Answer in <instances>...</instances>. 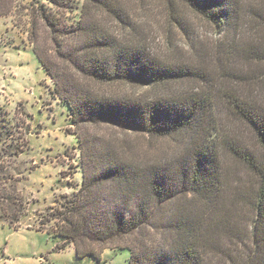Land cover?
<instances>
[{"label": "trees", "instance_id": "trees-1", "mask_svg": "<svg viewBox=\"0 0 264 264\" xmlns=\"http://www.w3.org/2000/svg\"><path fill=\"white\" fill-rule=\"evenodd\" d=\"M42 1L0 0V16L14 13L26 26L31 51L66 105L82 178L55 226L35 229L61 239L55 250L72 244L79 259L91 257L94 264L103 261L106 247L126 248L127 264H264V107L226 94L233 118L250 127L254 147L234 144L220 139L206 91L212 88L204 89L231 81L221 64L230 63L234 50L250 63L258 60L264 0H167L175 29L185 30L188 11L217 29L218 38L192 43L185 55L170 41L152 51L122 0H83L68 24L58 9L74 8ZM208 50L221 69L213 82L203 67ZM119 83L144 90H112ZM103 125L119 133L85 130ZM228 157L249 178L231 179ZM4 169L0 165V220L16 229L23 203L4 185ZM242 208L250 212L247 223Z\"/></svg>", "mask_w": 264, "mask_h": 264}, {"label": "rangeland", "instance_id": "rangeland-1", "mask_svg": "<svg viewBox=\"0 0 264 264\" xmlns=\"http://www.w3.org/2000/svg\"><path fill=\"white\" fill-rule=\"evenodd\" d=\"M63 2L74 9L68 11V8L59 7L58 12L67 24L72 23L78 18L83 0ZM122 2L131 12L130 18L141 22L143 30L139 36H145L143 40L152 51L160 48L157 47L159 44L167 45L170 41V45H176L180 54L185 55L190 52L192 43L196 46V42L218 38L217 29L212 24L189 11L186 13L185 30L175 29L168 19L167 0ZM172 3L175 5V1ZM17 18L14 13L0 16V165L5 167L2 174L4 185L17 190L23 203V213L18 222L12 223L18 224L16 229L9 226L8 221L0 220V264H89L91 257L76 260L67 250L55 252L53 247L61 239L52 237L45 230H35L38 226L45 229L55 226V216L62 208L61 204L79 188L82 170L76 130L70 121L69 111L55 93L53 81L31 51L26 26L17 23ZM205 52L207 58L204 60L208 62L203 67L212 73L213 79L209 82H213L221 69L214 63V56L208 58L211 56L209 50ZM233 52L235 54L232 53L229 64L220 63L229 72L231 81L222 82V89L217 83L205 85L204 89L212 88L206 91L212 101L211 113L220 124V139L252 148L250 127L233 118L226 94L246 98L264 107V90L261 89L262 85L264 88V60H259L264 57V42L257 51L258 62L255 63L246 61L238 51ZM55 61L60 66L64 64L58 58ZM236 77L245 80L240 85ZM194 84L196 82H182L178 87L188 89ZM110 87L119 93L133 95L144 90L143 87L123 83ZM85 127L89 133L101 137L119 133L117 129L104 125ZM222 131L229 133L222 136ZM226 164L231 179L249 178L241 164L231 157L227 158ZM242 213L243 223L250 221L247 208H242ZM129 240L127 237L122 242ZM100 255L103 261L98 264H127L129 251L106 247Z\"/></svg>", "mask_w": 264, "mask_h": 264}, {"label": "crops", "instance_id": "crops-1", "mask_svg": "<svg viewBox=\"0 0 264 264\" xmlns=\"http://www.w3.org/2000/svg\"><path fill=\"white\" fill-rule=\"evenodd\" d=\"M25 226H28V227H27L28 229H32V228H30V227H31L30 225H25ZM35 230H36V229H35ZM37 231H40V230H37ZM58 243H59V242H58ZM58 243H56V244H58ZM56 244H55V245H56ZM54 247H55V246H54ZM54 247H53V250H54L55 252H59V251L67 250V251L73 253V255L75 256V259H76V260H80V259H83V258L87 259V257H83V258H80V259H79V258L76 256V254H75L74 247H73L72 244H69V245H67L66 247H64L63 249H59V250H55ZM93 263H94V261H92V259H91V262H89V264H93Z\"/></svg>", "mask_w": 264, "mask_h": 264}]
</instances>
